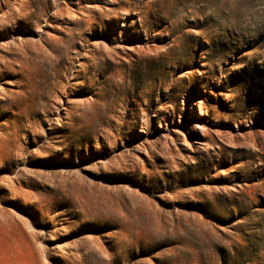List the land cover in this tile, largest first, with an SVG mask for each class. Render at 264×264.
Masks as SVG:
<instances>
[{"label": "rangeland", "instance_id": "rangeland-1", "mask_svg": "<svg viewBox=\"0 0 264 264\" xmlns=\"http://www.w3.org/2000/svg\"><path fill=\"white\" fill-rule=\"evenodd\" d=\"M25 1L0 0L28 53L0 79V264H264V0ZM137 50L146 103L116 85Z\"/></svg>", "mask_w": 264, "mask_h": 264}, {"label": "bare ground", "instance_id": "bare-ground-1", "mask_svg": "<svg viewBox=\"0 0 264 264\" xmlns=\"http://www.w3.org/2000/svg\"><path fill=\"white\" fill-rule=\"evenodd\" d=\"M33 1L29 0V1H25L21 4V6L23 7V11L20 10L19 12H17L16 14L17 15H20V16H24V18L26 20H28V15H30L33 11L32 7H33ZM2 18H0L1 20ZM55 21L57 19H54ZM38 24V23H37ZM38 27V26H37ZM3 31V29L1 30ZM5 36V32H0V38L4 37ZM66 38L67 40H71L74 38L73 36V33L69 32L67 35H66ZM74 42V40H72ZM34 43V42H33ZM75 43V42H74ZM28 44V43H27ZM35 44V43H34ZM1 45V44H0ZM30 45V44H29ZM3 46V45H2ZM0 46V49L2 51H5L4 52V56L1 55L0 56V79L4 78V77H12V76H17V75H20L22 72L20 70H16L15 69V64H14V61L16 59H13V55L15 56V53L16 52L17 54L16 55H19V57H21V59H24L26 58V55L28 54L27 53V49L25 48V46L23 45H20L18 49H7L5 50L4 47ZM174 45H171L170 48H168L166 51H165V54L166 56L169 55V53H171V50ZM28 48V47H27ZM154 48V47H153ZM141 49V48H139ZM151 50V49H150ZM19 51V53H18ZM158 53V52H157ZM161 54V53H160ZM12 56V57H11ZM152 56V55H150ZM149 54H146L144 52H141L140 50H137V54L135 56H133V68L130 69L128 67H124V72L122 73L121 75V78L120 80L118 81V83L116 84L117 87H120L122 85H127L126 88L129 90H127V93L126 94H136V96H138L137 98H141L146 102H148V96H149V93H150V90H152L154 87H156L157 84L161 83L160 80L157 79V72L155 71H149L150 67L153 66V58L150 57ZM11 57V58H10ZM164 57V56H163ZM162 57V58H163ZM168 57V56H167ZM98 58V57H97ZM156 58V57H155ZM154 58V59H155ZM160 58V59H162ZM20 59V60H21ZM19 60V59H18ZM17 60V61H18ZM158 60V59H157ZM170 60V59H169ZM96 62L94 63V71H95V75H99L101 73L104 74V72H106L107 70L111 69V65L110 63L106 62V66H103L101 67L99 61H97V59L95 60ZM156 61V60H155ZM154 61V62H155ZM168 61V60H167ZM16 62V61H15ZM171 62V61H170ZM159 63V62H158ZM163 63H166V62H163ZM174 63V62H173ZM22 64V63H21ZM19 64V67L21 68L22 65ZM169 68L170 69H173L175 71L176 69V66L172 65V64H168ZM166 66V65H165ZM158 67V66H157ZM156 67V68H157ZM19 68V69H20ZM66 68V67H65ZM136 68V70H134ZM153 70V69H152ZM68 71V70H67ZM135 71H143L142 74H140L141 76V79H139V81H136L134 83V89H130L129 85H133V73ZM161 71V70H160ZM139 73V72H138ZM141 73V72H140ZM128 78V80H127ZM137 79V78H136ZM113 85V84H112ZM123 87V86H122ZM20 88V87H19ZM174 89V88H173ZM122 91V90H121ZM21 94V93H20ZM124 94V93H123ZM133 96V95H132ZM150 98V97H149ZM136 99V98H135ZM140 100V99H139ZM136 102V101H135ZM138 102V101H137ZM4 103V102H3ZM194 104V103H193ZM196 104V102H195ZM12 106V105H11ZM15 111V110H14ZM190 111H191V115H192V120L188 123L187 125V129H190L192 133H196L197 130H200L203 132V136L206 138V139H209L211 140L212 142H215V139L211 133V131L207 128L206 124H204V122H209L210 120H206L205 117L207 116L206 112L205 111H202L200 110L199 113H198V118H197V114L195 113V108L191 107L190 108ZM196 116V117H194ZM213 120V119H212ZM215 134L217 137H220L221 136V133H219V131H215ZM59 150L60 147H58ZM16 152V151H15ZM20 153V152H19ZM21 154V153H20ZM21 156V155H20ZM24 160V159H23ZM73 185V184H71ZM71 187V186H69ZM73 187H75L73 185ZM55 190L52 191V196L54 197V195L56 194V188H54ZM72 190V188H71ZM63 191V190H62ZM70 191V189L68 190ZM74 191V190H73ZM76 191V190H75ZM74 191V193H75ZM64 193L66 191H63ZM69 194V193H68ZM67 194H65V197H66ZM64 196V195H63ZM53 197H48V198H38L37 199V203L38 204H41L42 208H46V210L49 212L51 210V204L52 203V200H53ZM59 197V196H58ZM75 197V196H74ZM61 202H63L62 200V197L59 199V203L62 204ZM69 211V210H68ZM66 211V214H69V212ZM60 215V214H58ZM57 215V217H58ZM55 217V216H54ZM108 220V219H107ZM122 237V239L126 240L128 238H130V235L127 234V232L124 231V229H122V233L120 235Z\"/></svg>", "mask_w": 264, "mask_h": 264}]
</instances>
